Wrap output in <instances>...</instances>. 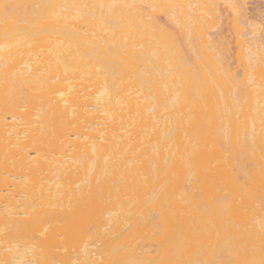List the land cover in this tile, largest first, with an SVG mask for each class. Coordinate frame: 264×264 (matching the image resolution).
Returning <instances> with one entry per match:
<instances>
[{"label": "bare ground", "instance_id": "obj_1", "mask_svg": "<svg viewBox=\"0 0 264 264\" xmlns=\"http://www.w3.org/2000/svg\"><path fill=\"white\" fill-rule=\"evenodd\" d=\"M218 1L0 0V264H264V21Z\"/></svg>", "mask_w": 264, "mask_h": 264}, {"label": "rangeland", "instance_id": "obj_2", "mask_svg": "<svg viewBox=\"0 0 264 264\" xmlns=\"http://www.w3.org/2000/svg\"><path fill=\"white\" fill-rule=\"evenodd\" d=\"M245 3V4H244ZM224 4V5H223ZM243 4H244V6H245V8H244V6H243ZM222 5V6H221ZM241 8H242V10H243V12H244V14L246 13V15H248L250 18H258V19H260V21H264V0H245V2H244V0L242 1V3H241ZM226 8V5H225V3H224V1L222 2V0L219 2L218 1V4L216 5V8H218L217 10L219 11V15H220V13H221V18H218V17H220V16H218V17H214V22L216 23V25H217V29H215L213 32H216V31H218V30H222V29H224L225 30V33H226V35H228L229 37L228 38H230V36H233V29H232V24L233 23H229V22H232V18H231V11H229L228 9L226 10L225 8ZM230 13H229V12ZM246 11V12H245ZM228 14V15H227ZM229 14L231 15L230 16V18L229 17H227V16H229ZM159 15V17H161V19H164L165 18V15L164 14H158ZM164 15V16H163ZM216 16H217V14H215ZM224 15H227V16H225V17H223ZM259 16V17H258ZM217 18V19H216ZM224 18V19H223ZM221 19V20H220ZM220 22H219V21ZM223 20H224V22H223ZM229 20V21H228ZM219 23V24H217V22ZM222 21V22H221ZM227 23V24H226ZM264 23V22H263ZM215 25V26H216ZM212 30V29H211ZM232 45H233V47H232V51L234 52V50H235V43H234V41L232 42Z\"/></svg>", "mask_w": 264, "mask_h": 264}]
</instances>
